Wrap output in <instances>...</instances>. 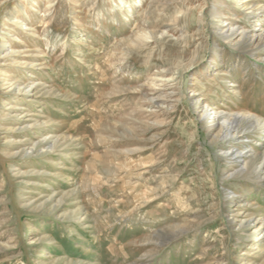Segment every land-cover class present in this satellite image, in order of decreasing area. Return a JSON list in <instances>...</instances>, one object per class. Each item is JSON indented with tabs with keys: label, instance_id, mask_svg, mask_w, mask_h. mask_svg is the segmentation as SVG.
Masks as SVG:
<instances>
[{
	"label": "rangeland",
	"instance_id": "rangeland-1",
	"mask_svg": "<svg viewBox=\"0 0 264 264\" xmlns=\"http://www.w3.org/2000/svg\"><path fill=\"white\" fill-rule=\"evenodd\" d=\"M47 1L0 0V264H264V51L221 37L264 0Z\"/></svg>",
	"mask_w": 264,
	"mask_h": 264
},
{
	"label": "bare ground",
	"instance_id": "bare-ground-1",
	"mask_svg": "<svg viewBox=\"0 0 264 264\" xmlns=\"http://www.w3.org/2000/svg\"><path fill=\"white\" fill-rule=\"evenodd\" d=\"M50 0H48L47 2H49ZM221 1V0H220ZM242 0L240 1H235V3H233V5H235V8L233 7L232 12L230 14V16L232 15H238L240 14V16H242V18H250V19H259V15H257L254 11L253 7H249L248 5L250 4H244L241 3ZM223 7L224 8H229L228 3L224 2L223 3ZM237 9H239V11L241 10V12H236ZM220 9V8H215L213 10L212 15L214 14H218L216 16L220 17V24H226V20L222 19L223 16H225V11ZM190 17H192L191 12H189L187 15H184L182 17L179 16H175L174 17V22L175 23H179L180 21H187L190 19ZM225 30L224 27L220 28L223 30V36L222 39L224 41L230 42L232 41L233 36H235V34L240 31V40L242 41V43H239V45L237 44V49H243L246 51H249V47L255 43L256 40H258V43H256V45L258 46L257 49H259V51H264V33L263 31H259L257 32L256 29H254L253 31L249 32L247 30L246 27H242L241 29H237L238 26H235L232 23H227L225 25ZM152 37L153 38H158L156 35H154L156 32L152 31ZM159 32V31H158ZM8 41L6 40L5 43H7ZM11 53H9V48L8 47H4V51L1 54V57H6L9 56ZM201 107V116H206L209 114L212 115V119L211 121H207V125H206V129L207 131L211 132L216 124H221L222 126V131L223 134L220 136L218 135L216 137L217 140L221 141V144H227L228 142L231 141V139H234V137L236 136V134H239L241 132V126L243 125V123L246 124H252L254 121L252 120L251 116L247 115V114H233L228 118H225V115L212 108L211 110L208 108L207 105H202ZM210 111V112H209ZM215 122V123H214ZM247 126V125H246ZM245 126V127H246ZM243 136H239L238 138L241 139ZM236 138V137H235ZM229 148H227L226 146H224L222 148V152L223 154H228L229 152ZM244 148H238L236 151H233V153L229 154V156L227 157L228 159H230V162H239L240 159L243 157L244 155ZM255 155V154H254ZM264 163L262 162L261 165H263Z\"/></svg>",
	"mask_w": 264,
	"mask_h": 264
}]
</instances>
